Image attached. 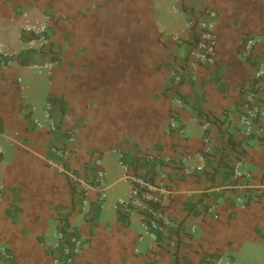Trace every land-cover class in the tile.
<instances>
[{
    "label": "crops",
    "instance_id": "0c3cea01",
    "mask_svg": "<svg viewBox=\"0 0 264 264\" xmlns=\"http://www.w3.org/2000/svg\"><path fill=\"white\" fill-rule=\"evenodd\" d=\"M211 12L214 64L191 55ZM29 23L48 24L51 75ZM0 45L5 264H54L63 228L86 241L73 264H264V138L240 124L264 62V0H0ZM123 166L158 199L156 241L146 212L118 210Z\"/></svg>",
    "mask_w": 264,
    "mask_h": 264
},
{
    "label": "built area",
    "instance_id": "2783aa9c",
    "mask_svg": "<svg viewBox=\"0 0 264 264\" xmlns=\"http://www.w3.org/2000/svg\"><path fill=\"white\" fill-rule=\"evenodd\" d=\"M216 13H209V20L201 22L199 27L200 31L198 36L195 37L194 47L191 55L196 58L198 62H205L214 64L213 56L217 47V40L214 35L216 27ZM23 36L26 39L30 49L36 53L48 57L47 61L41 66L36 68L44 69L49 75L53 74L57 61L55 60L52 52H50L51 40L49 36V27L47 23H29L23 27ZM255 42L249 39L245 45L247 55L251 56ZM249 53V54H248ZM4 52V47L0 45V59L8 58ZM185 72L183 68L176 71L177 82H181ZM51 104V103H50ZM49 104V109H50ZM240 114V124L243 128V134L246 136H256L264 138V62H262L254 76L253 89L246 95L245 100L242 102ZM70 142L74 143V136L70 137ZM3 151L0 146V157ZM98 171L96 174V185L101 191V199L105 197V178L106 171L101 168L100 162L97 161ZM123 171L126 179L132 184L130 195L126 199H121L118 202V210L130 214L134 210H141L146 212L145 222L143 226L147 234L157 240V232L163 231L164 226L168 222L161 223V215H157L151 209L149 202L158 201L157 198L151 196V186L139 178H131L128 176L129 167L123 166ZM86 241L81 238L76 231L71 228H63L58 234V245L55 248L56 256L54 264H73L74 258L80 253L85 246ZM4 250L0 249V264H5L2 261ZM2 261V262H1Z\"/></svg>",
    "mask_w": 264,
    "mask_h": 264
}]
</instances>
